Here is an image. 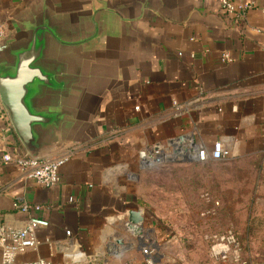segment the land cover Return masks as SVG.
<instances>
[{
  "label": "crops",
  "instance_id": "obj_1",
  "mask_svg": "<svg viewBox=\"0 0 264 264\" xmlns=\"http://www.w3.org/2000/svg\"><path fill=\"white\" fill-rule=\"evenodd\" d=\"M245 2L254 8L232 16L210 0H0L13 49L28 58L43 50L36 58L61 84V95L36 107L60 126L43 158L74 153L51 188L0 163V224L24 226L28 216L14 203L42 207L36 216L49 224L17 263L125 264L135 240L119 217L138 210L134 181L173 159L171 198L208 202L216 193L215 205H236L239 224L227 226L251 262L264 264V0ZM215 142L229 159L194 158L196 147L211 153ZM6 151L28 155L8 117L0 120V158ZM115 238L126 245L109 253ZM142 247L156 257L150 238L138 247L144 258Z\"/></svg>",
  "mask_w": 264,
  "mask_h": 264
},
{
  "label": "rangeland",
  "instance_id": "obj_2",
  "mask_svg": "<svg viewBox=\"0 0 264 264\" xmlns=\"http://www.w3.org/2000/svg\"><path fill=\"white\" fill-rule=\"evenodd\" d=\"M166 163L170 162H164V164ZM167 164L140 171L134 181L139 193L138 209L145 210V219L147 217V220L143 227L145 237L142 241L133 239L130 234H127L131 243L135 240V244L126 251L129 256H127L125 264H141L140 262L143 264L144 258L138 247L145 243L146 238H150L156 245V257L163 262L170 264H222L212 257L208 237L229 229L234 231L233 226H227L228 222L231 225L239 224L241 212L234 213L236 205L233 203L215 205L214 203L218 201L216 193L213 196L210 195L211 198L208 202H200L195 196L182 197L178 195V197L171 198L170 172ZM211 175L216 176L214 173ZM215 182L216 180H211V192H215ZM174 189L176 190V188ZM152 223L155 226L151 225ZM154 228L162 229L161 232L164 233V236L156 235ZM243 253L247 258L249 257L248 251L243 249Z\"/></svg>",
  "mask_w": 264,
  "mask_h": 264
},
{
  "label": "built area",
  "instance_id": "obj_3",
  "mask_svg": "<svg viewBox=\"0 0 264 264\" xmlns=\"http://www.w3.org/2000/svg\"><path fill=\"white\" fill-rule=\"evenodd\" d=\"M218 3L221 8L229 15L244 16L254 8L253 3H246L245 0H210ZM7 35L5 25L0 24V40ZM223 62L231 61L230 55H222ZM175 106L176 103H174ZM0 107L2 105L0 102ZM3 110V109H2ZM7 120L4 111L0 113V120ZM264 148V134L262 135ZM156 153V152H155ZM74 156L73 152H67L56 158H32L27 154L2 153L0 163L14 164L21 172L24 179L33 180L36 183L51 188L60 181V168ZM194 158L199 162H207L209 159L222 161L230 158V152L224 147L223 143L215 142L211 153L206 149L196 147ZM156 161V160H155ZM150 162L152 165L154 162ZM13 207L28 216L24 226L19 229H13L0 224V264H19L18 255L38 247L37 231L48 227V221L36 216L41 210L40 206H30L25 203H14ZM70 235V232H67ZM208 240L211 244L210 252L212 257L222 264H253L247 258L242 250L241 244L233 230H226L219 234L210 235ZM144 255L143 264H170L168 262L157 261L150 247H142ZM20 264H54L48 260L39 259L33 262H24Z\"/></svg>",
  "mask_w": 264,
  "mask_h": 264
},
{
  "label": "water",
  "instance_id": "obj_4",
  "mask_svg": "<svg viewBox=\"0 0 264 264\" xmlns=\"http://www.w3.org/2000/svg\"><path fill=\"white\" fill-rule=\"evenodd\" d=\"M32 44L30 51L36 50ZM34 53L33 58H28V52L24 50L15 51L8 35L0 40V102L5 111L10 125L20 138L21 142L32 158L41 159L49 148L58 144L56 140L60 131L59 124L49 122L38 112L36 108L40 103L46 102L51 96L61 95V84L54 83L53 76L47 73L41 64L42 51ZM41 57V56H40ZM43 59V58H42ZM49 139L51 143L45 141ZM183 139H181L182 141ZM176 150L175 153H179ZM186 150H184V153ZM173 159H167L171 162ZM185 161V154L182 157ZM120 220L127 219L124 229L133 239L142 241L144 239L145 210H131L119 217ZM114 223L113 219H110ZM112 235L115 230L107 231ZM107 237H104V241ZM107 242L108 252H113L117 247H123L125 242L122 238H115ZM99 254L97 255V257Z\"/></svg>",
  "mask_w": 264,
  "mask_h": 264
},
{
  "label": "trees",
  "instance_id": "obj_5",
  "mask_svg": "<svg viewBox=\"0 0 264 264\" xmlns=\"http://www.w3.org/2000/svg\"><path fill=\"white\" fill-rule=\"evenodd\" d=\"M168 165V164H167ZM162 166H166V164H164V165H162ZM236 234V233H235ZM236 236H237V238H238V235L236 234ZM238 240H239V238H238ZM240 242V241H239Z\"/></svg>",
  "mask_w": 264,
  "mask_h": 264
}]
</instances>
